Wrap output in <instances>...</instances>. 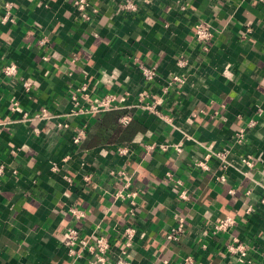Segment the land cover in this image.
I'll return each mask as SVG.
<instances>
[{
	"label": "crops",
	"instance_id": "1",
	"mask_svg": "<svg viewBox=\"0 0 264 264\" xmlns=\"http://www.w3.org/2000/svg\"><path fill=\"white\" fill-rule=\"evenodd\" d=\"M89 1L97 14L85 21L73 0H0V264H71L69 226L85 237L107 234L116 252L130 223L134 264H182L187 255L194 264H239L226 253L230 235L209 226L234 215V234L264 247V0ZM128 2L136 9H121ZM198 22L214 33L208 49L196 38ZM9 64L14 75L1 72ZM141 64L159 77L144 81ZM173 76L179 82L164 91ZM83 84L84 105L107 94L125 101L73 114L71 93ZM42 108L52 117H31ZM117 112L132 119L122 124ZM242 130L229 167L216 155L208 169L197 164ZM150 143L170 147L148 154ZM122 145L129 154L118 152ZM113 168L131 175L126 192H136V205L114 198L123 180ZM179 216L186 232L169 240Z\"/></svg>",
	"mask_w": 264,
	"mask_h": 264
},
{
	"label": "built area",
	"instance_id": "2",
	"mask_svg": "<svg viewBox=\"0 0 264 264\" xmlns=\"http://www.w3.org/2000/svg\"><path fill=\"white\" fill-rule=\"evenodd\" d=\"M73 4L79 16L85 20H91L94 18L95 14H97V9L92 6L89 0H73ZM10 6V4H9ZM121 9L135 10L136 4L135 2H128L126 4L121 5ZM7 15L4 16V19H7ZM195 34L197 40L203 44L204 49H208V42L212 39L214 33L211 29L210 24L207 22H198L195 25ZM140 73L143 77V80L146 82H152L159 77L158 68L154 65L148 66L141 64L139 66ZM6 75H14L17 72V68L14 64L6 65L2 71ZM179 82L178 76H173L166 82V85L163 87L164 91L170 86H175ZM26 90H29L31 87V81L27 80L24 83ZM87 85L83 84L78 88V90L71 93V101L73 103V107L71 112L73 114H88L101 112L105 110H110L118 107L119 102H124V97H118L116 94H107L102 98L96 99L93 103L88 105H84L81 102V93L87 95ZM14 108L18 106V102L14 101ZM148 108L153 110L155 113H159L155 104L147 105ZM28 115V114H25ZM33 118H51V113L47 108H42L40 111L36 112L31 116ZM132 119V116L129 114H125L120 117V122L122 124H127ZM170 122H173V118L171 116L168 117ZM255 122H250V125H254ZM60 125V124H59ZM62 126H67V124H61ZM86 133L85 128L80 129L76 136L74 137V141L76 143L80 142L83 135ZM243 134V130L238 132L234 137V142L227 144L223 149L219 151H209L205 155V160L197 162L202 168H209L206 163V159L211 157L212 155H216L221 162V168L226 169L231 165V161L228 158L229 154L232 152L233 147L236 142L241 141V137ZM161 147L164 150L169 149L170 145L161 143H150L147 144L146 149L147 153L150 154L156 148ZM173 147L181 151L182 144L177 143L174 144ZM118 152L122 155H127L130 152V147L127 145H122L118 148ZM243 161L252 164L250 158H243ZM54 170H57L58 167L54 166ZM5 165L0 163V176L5 172ZM110 173L121 180H123L122 187L118 189L114 193V198L116 200L119 199H128L134 205H136V192H126L127 188L131 185L132 177L128 173H126L121 168H113L110 170ZM67 177V176H65ZM90 176H87L86 179H89ZM221 181L226 180V176L221 174L219 176ZM179 196L183 199H186L187 192L185 190L181 191ZM260 202L264 204V195L261 197ZM71 213L79 218L83 216V212L79 210L77 207L70 208ZM254 207L250 204L247 208V214L252 213ZM135 208L130 209V215L133 216L135 214ZM238 224L237 218L234 215L227 214L225 216L220 217L217 221L213 222L209 227L211 230V234L218 236L221 234H229L230 239L225 244L226 253L231 255L239 264H264V247L258 246L257 244H253L249 242V240H243L236 234H234V230L236 225ZM187 224L186 220L183 216H179L177 226L173 227L168 233L167 238L172 241H176L180 238L182 234L186 232ZM138 236L137 226L133 223L126 225L121 231V240L122 245L118 247V250L115 252V244L111 240V238L105 233H98L92 235L90 237H85L81 234L79 228L75 226H69L66 229L65 236L63 239V244L66 248V253L71 260V264H134L131 259V249L134 246V243ZM260 239L264 240V232L259 235ZM207 245L204 244V247ZM194 258L190 255H187L184 258L182 264H194Z\"/></svg>",
	"mask_w": 264,
	"mask_h": 264
},
{
	"label": "trees",
	"instance_id": "3",
	"mask_svg": "<svg viewBox=\"0 0 264 264\" xmlns=\"http://www.w3.org/2000/svg\"><path fill=\"white\" fill-rule=\"evenodd\" d=\"M121 114H123V113H121V112H117V113H116V117H118V121H120L119 118H120V116H122ZM133 129L136 130V128H134V127H133ZM133 129H132V130H133ZM120 130H121V129H120ZM129 130H130V132L132 131L131 129H129Z\"/></svg>",
	"mask_w": 264,
	"mask_h": 264
}]
</instances>
